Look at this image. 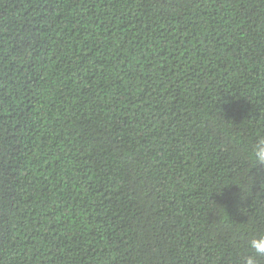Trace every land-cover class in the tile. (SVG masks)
I'll list each match as a JSON object with an SVG mask.
<instances>
[{
  "label": "trees",
  "instance_id": "16d2710c",
  "mask_svg": "<svg viewBox=\"0 0 264 264\" xmlns=\"http://www.w3.org/2000/svg\"><path fill=\"white\" fill-rule=\"evenodd\" d=\"M264 0H0V264H264Z\"/></svg>",
  "mask_w": 264,
  "mask_h": 264
},
{
  "label": "clouds",
  "instance_id": "9594fccd",
  "mask_svg": "<svg viewBox=\"0 0 264 264\" xmlns=\"http://www.w3.org/2000/svg\"><path fill=\"white\" fill-rule=\"evenodd\" d=\"M251 159L255 164L264 165V139L258 140L254 145L251 153ZM249 247L257 256H264V234L253 238L249 242ZM244 264H256L254 257L251 255L247 257Z\"/></svg>",
  "mask_w": 264,
  "mask_h": 264
}]
</instances>
